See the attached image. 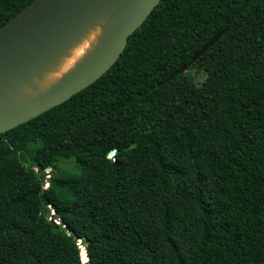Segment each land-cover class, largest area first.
Returning <instances> with one entry per match:
<instances>
[{
	"label": "trees",
	"instance_id": "trees-1",
	"mask_svg": "<svg viewBox=\"0 0 264 264\" xmlns=\"http://www.w3.org/2000/svg\"><path fill=\"white\" fill-rule=\"evenodd\" d=\"M0 264H264V0H160L100 78L0 133Z\"/></svg>",
	"mask_w": 264,
	"mask_h": 264
},
{
	"label": "water",
	"instance_id": "water-1",
	"mask_svg": "<svg viewBox=\"0 0 264 264\" xmlns=\"http://www.w3.org/2000/svg\"><path fill=\"white\" fill-rule=\"evenodd\" d=\"M160 0H32L0 25V133L6 132L63 103L100 78L120 57L128 37ZM108 27L92 52L71 72L37 96L20 101L19 91L98 20ZM226 28L215 34L166 81L188 70ZM114 151L109 153L112 156ZM48 173L51 168L48 167ZM50 176V175H49ZM50 177L47 178V181ZM48 205V203H45ZM46 217L56 225L61 219ZM89 259L84 250L82 262Z\"/></svg>",
	"mask_w": 264,
	"mask_h": 264
},
{
	"label": "bare ground",
	"instance_id": "bare-ground-1",
	"mask_svg": "<svg viewBox=\"0 0 264 264\" xmlns=\"http://www.w3.org/2000/svg\"><path fill=\"white\" fill-rule=\"evenodd\" d=\"M107 27L105 19H100L88 27L52 64L26 86H22L16 99L29 100L61 80L92 52Z\"/></svg>",
	"mask_w": 264,
	"mask_h": 264
},
{
	"label": "rangeland",
	"instance_id": "rangeland-1",
	"mask_svg": "<svg viewBox=\"0 0 264 264\" xmlns=\"http://www.w3.org/2000/svg\"><path fill=\"white\" fill-rule=\"evenodd\" d=\"M205 74L204 72H200L196 75V82L200 83L203 78H204ZM60 168L63 169L64 171H67L68 173H78L79 170V165L77 162H75L73 159H67V160H61L59 162ZM27 170H29V172L35 176V177H39L40 176V171L36 168V167H31V166H27ZM49 172V171H48ZM47 170H45V174H44V178L43 180V184L44 187H47L48 183H47V178L49 177V175L51 174L48 173ZM51 214L53 213L52 210H50ZM84 252V248H81V253Z\"/></svg>",
	"mask_w": 264,
	"mask_h": 264
}]
</instances>
